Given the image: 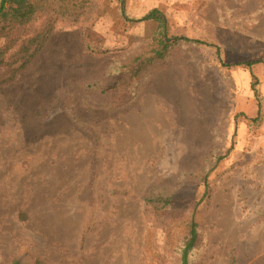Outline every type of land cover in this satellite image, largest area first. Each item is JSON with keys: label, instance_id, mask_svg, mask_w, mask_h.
Returning a JSON list of instances; mask_svg holds the SVG:
<instances>
[{"label": "rangeland", "instance_id": "374dc122", "mask_svg": "<svg viewBox=\"0 0 264 264\" xmlns=\"http://www.w3.org/2000/svg\"><path fill=\"white\" fill-rule=\"evenodd\" d=\"M88 1L14 80L0 68V264H178L192 218L191 264H264V0ZM153 9L210 45L112 74L153 54L158 22L133 21Z\"/></svg>", "mask_w": 264, "mask_h": 264}, {"label": "trees", "instance_id": "16d2710c", "mask_svg": "<svg viewBox=\"0 0 264 264\" xmlns=\"http://www.w3.org/2000/svg\"><path fill=\"white\" fill-rule=\"evenodd\" d=\"M89 9L90 1L88 0H0V39L5 40L4 45L0 47V68L5 70L1 74V83L14 80L20 72L29 67L47 44L60 17L75 15L83 20H88L90 18ZM121 9L123 15L126 16L124 0H121ZM150 19L158 22L159 31L152 45L156 46L152 49L153 54L141 53L145 50L143 49L116 59L111 66L112 74L126 70L127 73L132 74V77L140 78L145 72L151 70L158 60L165 59L171 47L180 41L210 45L206 41L186 36L171 37L169 40L164 35L167 20L158 9H153L142 18L133 21ZM219 55L221 56V53ZM257 62L259 61L239 62L237 65H243L252 70L253 65ZM253 78L252 89L258 111L256 117L251 120L258 121L262 118L263 110L261 82L257 76L254 75ZM224 157L226 155L219 157L218 160ZM147 201L156 208L172 205V197L162 194L151 193ZM20 217L26 219L27 213L21 212ZM201 233L198 222L192 218L182 235L181 245L177 251L179 254L178 264H191L193 253L200 245ZM9 264H20V261L14 260ZM37 264L43 263L38 260Z\"/></svg>", "mask_w": 264, "mask_h": 264}]
</instances>
